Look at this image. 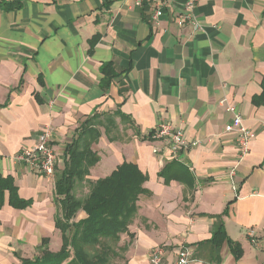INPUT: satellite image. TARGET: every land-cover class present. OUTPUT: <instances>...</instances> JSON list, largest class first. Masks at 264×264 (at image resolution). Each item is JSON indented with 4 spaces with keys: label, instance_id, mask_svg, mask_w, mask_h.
Wrapping results in <instances>:
<instances>
[{
    "label": "crops",
    "instance_id": "1",
    "mask_svg": "<svg viewBox=\"0 0 264 264\" xmlns=\"http://www.w3.org/2000/svg\"><path fill=\"white\" fill-rule=\"evenodd\" d=\"M12 1L20 8L0 7V175L11 176L18 196L32 202L16 209L4 193L0 263L46 237L49 250L60 249L53 182L65 147L86 117L119 105L142 135L166 121L196 142L172 155L160 138L122 131L118 116L124 140L109 141L101 127L92 145L100 160L88 177H105L123 161L147 175L150 193L139 197L137 210L151 227L137 219L130 226L128 264H151L156 246L166 264L180 247L193 252L190 264H264V105L251 103L264 78V0H197L196 32L180 19L186 0ZM157 7L162 13L154 23ZM103 62L118 73L108 88L100 85ZM230 106L255 134L240 161L236 135L224 131L234 114ZM45 127L57 155L52 179L15 160ZM174 157L194 174L192 201L183 200L180 181L157 176ZM233 165L238 197L227 178ZM220 225L239 243V258L227 241L211 242Z\"/></svg>",
    "mask_w": 264,
    "mask_h": 264
},
{
    "label": "trees",
    "instance_id": "2",
    "mask_svg": "<svg viewBox=\"0 0 264 264\" xmlns=\"http://www.w3.org/2000/svg\"><path fill=\"white\" fill-rule=\"evenodd\" d=\"M18 1L0 0L4 10L18 9ZM96 36L90 39V49L96 43ZM101 87L108 88L112 79L118 75L111 62L100 64ZM261 92L251 98L255 106L264 105V78L260 82ZM119 123L124 125L122 131L131 128L136 137L144 140L151 138L153 130L142 135L117 105L114 112L93 113L86 117L75 130L72 142L65 147L66 156L59 174L54 178V227L60 232L62 241L58 251L48 248V237L40 240V254L33 258L16 256L18 264H128L126 252L133 241L134 234L129 228L137 219L146 228L151 225L138 214L137 201L141 195L149 194L144 187L147 175L139 167L123 161L116 165L109 175L90 179V169L99 160V154L92 149L101 136V127L109 141L124 140ZM157 176L168 183L178 180L184 185L183 200L192 201V189L196 179L189 165L182 163L177 157L164 164ZM86 189L84 195L78 192ZM8 192V200L14 208H26L32 200L18 196L17 186L11 176L0 175V207L4 193ZM126 235L128 240H124ZM211 242L218 246L227 241L234 258H239L242 249L236 241H231L222 225L213 233Z\"/></svg>",
    "mask_w": 264,
    "mask_h": 264
},
{
    "label": "built area",
    "instance_id": "3",
    "mask_svg": "<svg viewBox=\"0 0 264 264\" xmlns=\"http://www.w3.org/2000/svg\"><path fill=\"white\" fill-rule=\"evenodd\" d=\"M197 0H186L184 12L180 15V19L188 23L191 26L193 32L198 31L201 25L194 15ZM161 7H157L151 16V19L156 23L157 18L161 14ZM226 99L220 100V103H225ZM227 111L233 112L230 123L225 125L224 131L226 133H234L236 135V148L238 150V160L240 161L249 152V144L255 134L251 129L244 127L242 119L238 113L234 112L232 106L227 107ZM52 129L45 127L37 135L36 142L29 146V148H23L16 152L15 160L25 164L29 169L35 173L45 175L49 178H53L56 168L57 155L52 147ZM152 137L164 140L166 147L170 153L177 154L181 150L188 149L196 142H189L184 136L181 129L175 128L170 122L161 121L153 129ZM237 165H233L227 173V178L230 181L232 191L235 196L238 197L235 186V170ZM149 262L151 264H166L164 260V252L162 247H153L149 251ZM193 261V252L187 247H180L176 257L171 264H190Z\"/></svg>",
    "mask_w": 264,
    "mask_h": 264
},
{
    "label": "rangeland",
    "instance_id": "4",
    "mask_svg": "<svg viewBox=\"0 0 264 264\" xmlns=\"http://www.w3.org/2000/svg\"><path fill=\"white\" fill-rule=\"evenodd\" d=\"M86 192V189H82L81 191H79L78 193L80 195H84ZM40 254V247H39V244L34 248L32 249L29 253H24V254H21V253H18L17 256H21V257H27V258H33L35 255H39ZM8 257H5L4 256V261L1 260V263L0 264H18V260L19 259L18 257L14 256L12 257L10 254L7 255ZM17 259H16V258ZM63 264H67V262H64Z\"/></svg>",
    "mask_w": 264,
    "mask_h": 264
}]
</instances>
